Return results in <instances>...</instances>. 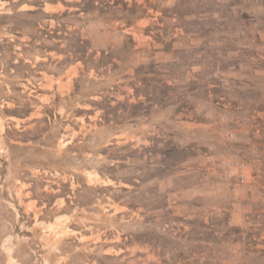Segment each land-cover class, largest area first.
Listing matches in <instances>:
<instances>
[{"label": "clouds", "instance_id": "9594fccd", "mask_svg": "<svg viewBox=\"0 0 264 264\" xmlns=\"http://www.w3.org/2000/svg\"><path fill=\"white\" fill-rule=\"evenodd\" d=\"M0 264H264V0H0Z\"/></svg>", "mask_w": 264, "mask_h": 264}]
</instances>
